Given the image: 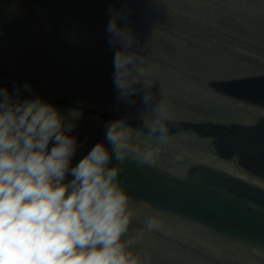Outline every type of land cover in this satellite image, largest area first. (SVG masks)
<instances>
[{
  "label": "rangeland",
  "instance_id": "obj_1",
  "mask_svg": "<svg viewBox=\"0 0 264 264\" xmlns=\"http://www.w3.org/2000/svg\"><path fill=\"white\" fill-rule=\"evenodd\" d=\"M138 1L15 0L11 5H1L0 80L11 79L24 90L28 85L30 90L26 91L32 93L64 95L98 110L140 117L152 124L157 119L164 123L165 118L152 111L161 103L168 109V118H216L213 106L224 101L203 80L264 69V0ZM115 13L127 17L118 23L127 25L138 41L129 51L136 52L138 67L144 73L136 85L139 94L128 98L135 101L131 106L117 99L113 82L111 58L123 47H113L106 32ZM186 20L216 29L221 35L229 34L235 50L186 47L184 43L192 37L183 27ZM236 40L256 46L241 49ZM0 88L13 100L31 101L17 98L5 85ZM145 92L151 97L147 106L141 99ZM50 105L65 124L74 125L72 131L91 142L89 146L83 144L82 151L76 150L70 166L74 167L97 143L111 147L105 133L113 121L71 106ZM126 131L132 148L141 152L159 149L156 160L176 175L194 161L210 159L189 129L169 135L167 144L138 129L126 127ZM72 179L66 176L65 183ZM128 209L133 216L122 240L135 241L128 250L140 256L141 264H264L263 251L140 204L129 202ZM150 217L160 222L158 229H148Z\"/></svg>",
  "mask_w": 264,
  "mask_h": 264
},
{
  "label": "clouds",
  "instance_id": "obj_2",
  "mask_svg": "<svg viewBox=\"0 0 264 264\" xmlns=\"http://www.w3.org/2000/svg\"><path fill=\"white\" fill-rule=\"evenodd\" d=\"M120 19L127 17L115 13L106 32L113 47L123 46L114 54L113 82L117 99L131 106L135 101L128 98L139 94L144 73L136 52L129 51L138 41ZM141 99L147 106L151 97L145 92ZM152 111L168 118L163 103ZM73 127L41 99L13 100L0 88V264H141L128 250L135 241L122 240L133 213L121 173L128 164L153 166L159 149L132 148L124 121H115L105 133L111 153L97 143L72 167L77 142L67 133ZM144 127L168 143L169 125L157 119ZM68 175L73 179L65 183ZM146 224L149 230L160 227L153 217Z\"/></svg>",
  "mask_w": 264,
  "mask_h": 264
},
{
  "label": "water",
  "instance_id": "obj_3",
  "mask_svg": "<svg viewBox=\"0 0 264 264\" xmlns=\"http://www.w3.org/2000/svg\"><path fill=\"white\" fill-rule=\"evenodd\" d=\"M15 0H0V5H11ZM206 85L213 91L264 106V73H246L228 77H211ZM16 88L19 97L41 99L48 104H63L80 109L110 121H124L129 128L147 133L151 124L140 117L102 111L64 96H48L26 91L11 82L0 81ZM170 133L189 129L199 135L211 133L219 124L183 118H167ZM235 127L239 126L234 124ZM245 125L244 127H247ZM81 142V135L67 133ZM111 153V147H107ZM236 163L264 178V150L255 159L238 158ZM113 160L110 166H114ZM121 180L129 200L164 215L191 223L208 232L264 251V186L251 182L225 170L205 163L187 166L180 176L158 164L137 167L128 164L121 173ZM255 205V207H253Z\"/></svg>",
  "mask_w": 264,
  "mask_h": 264
},
{
  "label": "flooded vegetation",
  "instance_id": "obj_4",
  "mask_svg": "<svg viewBox=\"0 0 264 264\" xmlns=\"http://www.w3.org/2000/svg\"><path fill=\"white\" fill-rule=\"evenodd\" d=\"M251 73H264V69L258 68L255 70V72H251ZM206 79L204 80V83L206 82ZM0 81L11 82L16 86H18V84H16L14 81L11 80H0ZM4 85L10 88V92L13 95H16L15 94L16 88L11 87L7 84L0 85V87H3ZM210 91L215 96L219 97L220 100L223 99L222 102L223 101L224 102L213 106L214 108H216L215 109V114H217L216 118H212L211 116L207 115L206 117L203 118L191 119V120L209 121L212 123L219 124V127L217 129L215 130L211 129L210 130V132L212 131L211 133L204 135H199L196 132L190 130L193 132V135L197 137V140L199 139L201 141V149L203 148V152L206 156V159L210 158L209 160H205L203 158L204 159L203 161H198V162L205 163L210 166L225 170L229 173H232L236 176H239L251 182L260 185L264 184V178L260 177L254 172H251L239 166L236 163V159L238 158H241L242 160L246 159V157H251L255 159L258 155L259 150L260 151L264 150V106L251 104L245 101L238 100L236 98L225 96L211 89ZM17 98L20 97L17 96ZM234 124H238L239 126L235 127ZM245 125L248 126L244 127ZM179 131H175L173 133H170L169 135H173L174 133ZM83 144L89 146L91 142H89V139L81 135V142L77 143V150L82 151ZM52 146L53 144L52 142H50L49 150L51 149ZM155 163L165 168L162 165V163L159 162V160H156ZM192 163H195V161ZM129 202H133V201L129 200ZM133 203L138 204L136 202Z\"/></svg>",
  "mask_w": 264,
  "mask_h": 264
},
{
  "label": "trees",
  "instance_id": "obj_5",
  "mask_svg": "<svg viewBox=\"0 0 264 264\" xmlns=\"http://www.w3.org/2000/svg\"><path fill=\"white\" fill-rule=\"evenodd\" d=\"M141 1L143 2V0H140L138 2H141ZM143 4H145V3H143ZM0 7H1V5H0ZM146 8H148V7H146ZM189 21L185 22L184 26L182 25L183 27H186V29L190 33H192V37L188 38L186 40V42L184 43V45L186 47H188V48L205 47V48H208L209 50L210 49H218L220 51L235 50L233 47H231V44L234 43V40L233 39L231 40V38H229V37H231L229 34L226 33L224 35H221V33L220 34L217 33L216 29H212L211 27L204 28V27H201L194 22H189ZM236 41H239L237 43L240 44L241 49H246V47H248L249 45L256 46L255 44H253L247 40L246 41L236 40ZM202 43H205V44H202ZM107 49H109V48L107 47ZM112 59H114V58H111V60ZM107 60H109V57H107ZM246 60H248V58ZM111 62H113V60ZM24 73L29 75V72H24ZM7 80H11V79H7ZM107 80H109V79L107 78ZM204 80H203V82H204Z\"/></svg>",
  "mask_w": 264,
  "mask_h": 264
}]
</instances>
